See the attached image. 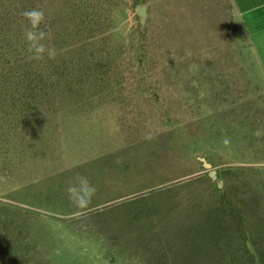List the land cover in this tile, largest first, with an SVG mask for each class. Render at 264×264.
Segmentation results:
<instances>
[{
	"label": "rangeland",
	"instance_id": "1",
	"mask_svg": "<svg viewBox=\"0 0 264 264\" xmlns=\"http://www.w3.org/2000/svg\"><path fill=\"white\" fill-rule=\"evenodd\" d=\"M32 8L54 55L28 93L14 54ZM246 36L233 0H0V264H227L210 233L231 205L254 242L232 264L261 263L264 80ZM18 83L27 97L2 92ZM77 175L96 188L85 210Z\"/></svg>",
	"mask_w": 264,
	"mask_h": 264
},
{
	"label": "trees",
	"instance_id": "2",
	"mask_svg": "<svg viewBox=\"0 0 264 264\" xmlns=\"http://www.w3.org/2000/svg\"><path fill=\"white\" fill-rule=\"evenodd\" d=\"M42 27V25H41ZM48 27H45L46 30H48ZM92 36V35H91ZM23 47L20 49L22 51V49L26 48L24 46V44L22 45ZM71 48V45H68V48ZM67 48V49H68ZM70 48L66 51H69ZM20 51V52H21ZM19 52V53H20ZM29 53L26 52L23 54V56H18L17 54H14V60L18 65L24 66L26 65L25 72L23 71V69H18L16 72H18L19 76L22 77V79L25 80V86L26 88L29 87L30 91L28 93L31 92V90L34 88H39V85H41L43 88H45V86H49L48 84H46L45 82H40V78L44 75L43 71H42V67H40V70L38 69L37 64H39V61L36 60H30L29 58ZM53 58H50L51 61V66H53ZM36 61V63H35ZM71 62L70 60H68L67 62H65V68L68 69V67H70ZM52 75L49 74L48 77H51ZM38 77H39V82H38ZM69 78V77H68ZM9 81V80H8ZM18 82H22V81H18ZM53 82V81H52ZM27 83V84H26ZM54 83V82H53ZM56 83V82H55ZM54 83V86H55ZM53 86V87H54ZM42 87H40L39 89L42 92ZM24 87H21V83H18L17 86L12 89V87H8L7 90L2 91L4 94H6L7 96H14L17 98H23L26 94V91ZM29 95V94H28ZM27 97V95H26ZM259 191L253 188L256 193L258 195L253 196V198L256 197H261V194L263 193V189L256 187ZM216 189L223 191V188H219L216 187ZM222 201V200H221ZM232 203H230L229 205H231ZM217 213L213 216V221L211 223L212 227L214 229L211 230L210 233V237L213 242L214 239V246L215 248H217V250H219V252L221 254H224V256H228V259L226 260L227 264H232L234 259L236 258L237 252L238 251H248V252H252L251 250V246H253V240L251 238V236L249 234H247L248 229L246 226V221L245 218L243 216V212L242 210L238 207V206H233L231 205L230 207H228V209H221V207L217 208ZM219 211L221 212H226L227 218L222 216L221 214L219 215ZM250 263L249 264H264V259H262V261H260L261 263H259L257 261V259L250 257Z\"/></svg>",
	"mask_w": 264,
	"mask_h": 264
},
{
	"label": "clouds",
	"instance_id": "3",
	"mask_svg": "<svg viewBox=\"0 0 264 264\" xmlns=\"http://www.w3.org/2000/svg\"><path fill=\"white\" fill-rule=\"evenodd\" d=\"M27 21L23 37L26 44V51L29 53L30 60L44 61L46 56L54 55L52 49L46 44L49 33L41 25L45 24V12L40 8H32L21 13ZM150 139L151 137H146ZM225 144L228 143L225 139ZM74 182L68 186L69 199L78 210H85L91 203L95 195L96 188L91 184L87 177L77 175L73 178Z\"/></svg>",
	"mask_w": 264,
	"mask_h": 264
},
{
	"label": "crops",
	"instance_id": "4",
	"mask_svg": "<svg viewBox=\"0 0 264 264\" xmlns=\"http://www.w3.org/2000/svg\"><path fill=\"white\" fill-rule=\"evenodd\" d=\"M239 20L247 36L250 50L257 60L256 66L262 72L264 80V0H233ZM263 86L264 84L260 82ZM262 91L264 88L261 87Z\"/></svg>",
	"mask_w": 264,
	"mask_h": 264
},
{
	"label": "water",
	"instance_id": "5",
	"mask_svg": "<svg viewBox=\"0 0 264 264\" xmlns=\"http://www.w3.org/2000/svg\"><path fill=\"white\" fill-rule=\"evenodd\" d=\"M138 10L140 11V14H141V16H142V20L144 21V20H145V17H146V13H145V11H146V6H145V5H142V6H140V7L138 8ZM202 161H203V164H204L205 166H207V167L210 166V163L207 162L204 158H202ZM210 175H211L212 177H215V171H214V170H211V171H210Z\"/></svg>",
	"mask_w": 264,
	"mask_h": 264
}]
</instances>
